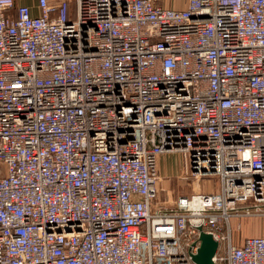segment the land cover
Here are the masks:
<instances>
[{
	"label": "built area",
	"instance_id": "obj_1",
	"mask_svg": "<svg viewBox=\"0 0 264 264\" xmlns=\"http://www.w3.org/2000/svg\"><path fill=\"white\" fill-rule=\"evenodd\" d=\"M36 7L0 0V264H195L198 228L264 264V0ZM174 152L215 189L159 199Z\"/></svg>",
	"mask_w": 264,
	"mask_h": 264
},
{
	"label": "rangeland",
	"instance_id": "obj_2",
	"mask_svg": "<svg viewBox=\"0 0 264 264\" xmlns=\"http://www.w3.org/2000/svg\"><path fill=\"white\" fill-rule=\"evenodd\" d=\"M183 158L181 153H164L162 162L158 163L161 176L159 199L166 200L177 197L180 194H190L193 188L201 191L215 189L216 179L213 175H199L183 178ZM196 184L198 186H196ZM233 219H231V222ZM235 235V234H234Z\"/></svg>",
	"mask_w": 264,
	"mask_h": 264
},
{
	"label": "crops",
	"instance_id": "obj_3",
	"mask_svg": "<svg viewBox=\"0 0 264 264\" xmlns=\"http://www.w3.org/2000/svg\"><path fill=\"white\" fill-rule=\"evenodd\" d=\"M51 2H58L59 0H50ZM16 4H26L31 8V11L36 14V0H15ZM156 3L163 7L183 9L187 6L188 0H155ZM162 162V156L159 157V162ZM239 225L236 233V242L245 236L264 235V216H249L241 218H233L232 225Z\"/></svg>",
	"mask_w": 264,
	"mask_h": 264
},
{
	"label": "water",
	"instance_id": "obj_4",
	"mask_svg": "<svg viewBox=\"0 0 264 264\" xmlns=\"http://www.w3.org/2000/svg\"><path fill=\"white\" fill-rule=\"evenodd\" d=\"M199 229L200 245L197 252L192 255V260L195 264H213L212 256L217 247V241L208 233H205L201 228Z\"/></svg>",
	"mask_w": 264,
	"mask_h": 264
}]
</instances>
